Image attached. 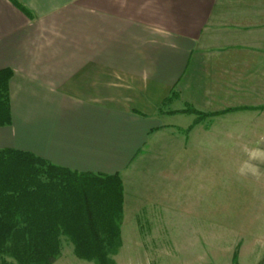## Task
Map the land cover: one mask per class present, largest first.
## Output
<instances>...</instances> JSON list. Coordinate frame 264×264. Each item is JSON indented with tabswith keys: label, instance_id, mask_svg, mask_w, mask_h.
<instances>
[{
	"label": "crops",
	"instance_id": "obj_1",
	"mask_svg": "<svg viewBox=\"0 0 264 264\" xmlns=\"http://www.w3.org/2000/svg\"><path fill=\"white\" fill-rule=\"evenodd\" d=\"M16 1L30 15L0 0V69L13 71L0 149L117 173L121 236L126 220L165 212L164 137L177 138L184 170L217 121H230L219 131L234 151L264 140V0ZM187 105L221 113L186 130Z\"/></svg>",
	"mask_w": 264,
	"mask_h": 264
},
{
	"label": "rangeland",
	"instance_id": "obj_2",
	"mask_svg": "<svg viewBox=\"0 0 264 264\" xmlns=\"http://www.w3.org/2000/svg\"><path fill=\"white\" fill-rule=\"evenodd\" d=\"M220 121L202 142L205 155L199 156L193 146L191 170H184L186 159L177 154V138L164 137L169 153L162 156V164L173 170L165 180L159 174L160 188H167L165 212L155 213L153 220L143 215L144 220L125 221L122 244L111 256L115 264H232L235 250L239 264H264V177L238 174L247 159V141L234 142L239 147L234 151L230 135L219 131L231 123ZM216 134V139L210 136ZM160 145L166 150L164 142ZM254 147L264 148V140L249 146ZM260 168L264 172V164ZM54 264L93 262L77 258L70 241L61 236V253Z\"/></svg>",
	"mask_w": 264,
	"mask_h": 264
},
{
	"label": "trees",
	"instance_id": "obj_3",
	"mask_svg": "<svg viewBox=\"0 0 264 264\" xmlns=\"http://www.w3.org/2000/svg\"><path fill=\"white\" fill-rule=\"evenodd\" d=\"M21 11L28 10L10 0ZM13 71L0 69V126L11 124L9 80ZM178 97L173 89L163 106ZM194 114L189 130L206 117ZM123 184L120 176L75 171L14 148L0 149V264H53L61 253V236L74 255L93 264H115L122 244ZM232 264H239L235 250ZM257 264H261L260 262Z\"/></svg>",
	"mask_w": 264,
	"mask_h": 264
},
{
	"label": "clouds",
	"instance_id": "obj_4",
	"mask_svg": "<svg viewBox=\"0 0 264 264\" xmlns=\"http://www.w3.org/2000/svg\"><path fill=\"white\" fill-rule=\"evenodd\" d=\"M243 151L245 152L247 159L238 168V174L245 177H264V172H262L260 168V165L264 164V148H249L244 146Z\"/></svg>",
	"mask_w": 264,
	"mask_h": 264
}]
</instances>
